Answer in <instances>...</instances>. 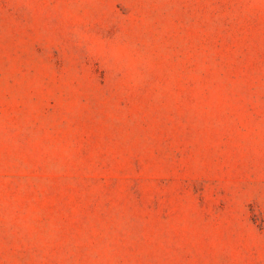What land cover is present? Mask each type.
Instances as JSON below:
<instances>
[{"label":"rangeland","instance_id":"1","mask_svg":"<svg viewBox=\"0 0 264 264\" xmlns=\"http://www.w3.org/2000/svg\"><path fill=\"white\" fill-rule=\"evenodd\" d=\"M0 264H264V0H0Z\"/></svg>","mask_w":264,"mask_h":264}]
</instances>
